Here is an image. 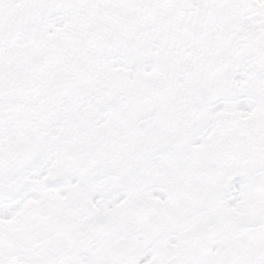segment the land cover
<instances>
[{
  "label": "snow or ice",
  "instance_id": "6c2138e0",
  "mask_svg": "<svg viewBox=\"0 0 264 264\" xmlns=\"http://www.w3.org/2000/svg\"><path fill=\"white\" fill-rule=\"evenodd\" d=\"M0 264H264V0H0Z\"/></svg>",
  "mask_w": 264,
  "mask_h": 264
}]
</instances>
